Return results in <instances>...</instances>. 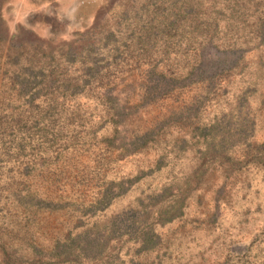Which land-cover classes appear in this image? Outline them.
<instances>
[{"label":"rangeland","instance_id":"rangeland-1","mask_svg":"<svg viewBox=\"0 0 264 264\" xmlns=\"http://www.w3.org/2000/svg\"><path fill=\"white\" fill-rule=\"evenodd\" d=\"M0 264H264V0H0Z\"/></svg>","mask_w":264,"mask_h":264},{"label":"trees","instance_id":"trees-1","mask_svg":"<svg viewBox=\"0 0 264 264\" xmlns=\"http://www.w3.org/2000/svg\"><path fill=\"white\" fill-rule=\"evenodd\" d=\"M198 72H196V73H202V68L201 67H198V70H197ZM160 81V82H159ZM158 81V83L161 85L164 81H161V80H159ZM165 83V82H164ZM26 88V87H25Z\"/></svg>","mask_w":264,"mask_h":264}]
</instances>
